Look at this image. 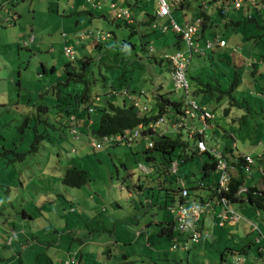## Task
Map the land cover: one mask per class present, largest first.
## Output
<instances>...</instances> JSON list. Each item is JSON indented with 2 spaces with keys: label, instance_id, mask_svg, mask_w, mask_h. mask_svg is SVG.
I'll return each instance as SVG.
<instances>
[{
  "label": "trees",
  "instance_id": "trees-1",
  "mask_svg": "<svg viewBox=\"0 0 264 264\" xmlns=\"http://www.w3.org/2000/svg\"><path fill=\"white\" fill-rule=\"evenodd\" d=\"M185 1L186 0H181L180 5H175L170 8L171 17L164 16L167 18L166 22L168 23V26H170V18H172L171 13L177 10H182ZM232 1L234 0H204V4H201L200 0H196L197 9L193 18V21H199L196 40L198 43L200 42L199 45L202 42L203 45H200V47H204V43L208 40L205 34L207 29H212L211 35L216 34L215 28L217 27H222L225 31L226 28L237 30V32L242 35V42L237 45H240L243 52L247 54L246 56L251 59L250 66L252 69L250 76L255 78L260 75L264 76V15H262L257 7V4L264 2V0H257L255 5L249 4L247 0H242L241 6L238 10H235L232 7L229 11L224 12L222 9L223 5L226 3L229 4ZM206 3H208L207 5L213 7L211 12H208V10L204 8L203 5L206 6ZM218 3L221 5L219 8H217ZM152 17L156 18L155 14H153ZM215 18L219 20L218 23H216L217 20H215ZM14 19L15 16L8 15L5 18L4 23L12 24L14 23ZM150 22L152 21H146V23ZM122 25L128 28L131 34L135 33L133 25L128 24L125 21L122 22ZM161 32L166 34L167 29L162 30L161 28ZM106 33H108V35H105ZM220 33L221 34L219 35L222 36V33L225 32L221 31ZM174 34L177 39L183 41L179 34ZM110 37L111 34L107 31H84L79 35L77 43L79 44L81 42L80 44H82L85 40H91L93 48L98 50V52H103L105 54V52H108V49L111 47L108 46L109 43L106 42ZM213 37L214 36H212V38ZM222 38L226 40L223 36ZM175 44L177 45V43ZM66 47L69 46L63 47V54L64 48ZM177 48H179V46H177ZM148 50L151 51V49ZM169 55L172 54H164L163 51L162 58L165 59L166 56ZM74 59L75 51L73 59L70 61H73ZM86 59V61H89V56H87ZM160 60L162 59L157 60L156 58H153L152 61H149L148 69L150 73L147 80L151 84L150 89L152 88L148 91L150 92V101H147L144 89H132L129 84H126L127 81L125 79L120 81V85H122L120 89H117L113 84H110L109 89H105L103 87L101 89L102 92L100 90L94 91L91 85L94 86L97 83V79H93L92 82L85 79V70H80L78 72L77 69H75V67L77 68L76 64L72 68L69 63L70 61L65 62L63 67L66 68L68 77H66V79L62 82L56 81L54 84H51L50 93L52 97L50 100L45 101V103L39 104V107L42 111H44L46 117L41 120L43 121L42 131L34 125L36 124V121H34L32 126V139L28 148L15 151L13 149H6L1 144L0 155L1 157H6L7 153L10 152L11 157L5 158L6 166L13 164L14 162L22 163L28 155L36 154L38 150L37 145L44 141L47 144L50 143L52 146H55L53 148L54 153H50L51 155L49 156L51 159L48 160V162H50L53 158L54 160H57L62 152L66 153L64 156L67 157L75 153L78 148L76 145L77 142H79L82 146L84 145L81 140L86 141V145L95 150L100 149L104 145H119L117 141L109 143L104 142L103 140L105 137L117 135L130 136L134 130H138L136 137L132 139L129 145L126 144L127 146H130L133 141L139 139L141 140V138L147 139L146 144L141 151L142 162L137 164L138 173L136 177L138 182L131 185L133 187L132 190L144 198V201L139 200L140 208L144 209L143 212H147L153 208H159L162 210L166 209L167 213L173 218V221L164 219L160 220L151 215L144 222L146 224H152L153 226L159 227V230L158 228L154 230V232H156V237L162 236L170 240V245H168L169 247L167 249L168 251L183 252L187 255L191 249L197 247L199 248V251L205 249L206 247L204 246V242H206V239L210 238L212 234L214 236L215 231L213 233L212 231L210 232L208 228L203 227V220L206 215H210L212 217L211 219L215 221L213 224H215L217 228H223L226 226H220L218 224L219 219L210 214L212 212H220V210L218 212L214 211L216 207H219L214 204L216 201L214 188L217 185L218 179V172L216 168L217 159H215L210 151L199 152L195 147V143L199 139H204L205 131L207 129L210 131L213 128V111H216L222 106L224 99L228 98L229 100V107L223 108V113L226 115L230 112V107L233 105L239 108L242 105L245 107V105L249 104L251 101L242 97L241 102H239L240 99L234 95V92L238 91L241 85H243L242 75L244 73V65L243 63H236L235 61H232L230 49L215 46L213 49L192 54L186 69V78L190 85L189 90L186 93L182 89H175L173 82L171 88H163L164 79L166 80L167 78V74L164 75L165 69H159V74H155L154 71L150 69V66L154 62L158 61V63H160ZM169 70L171 75L172 68L170 63ZM89 73L92 74L91 71H89ZM71 79H73L76 83L78 81L82 82L83 85L81 88H77V86H75L72 90L67 88L65 91H61L62 89L59 87L57 88L60 84H63L64 86L69 85L68 81ZM191 89L192 96L198 100V103L191 96ZM174 90H180L183 92L181 99L173 100L169 97ZM186 97L193 100L199 108H202L211 114L212 117L204 121L206 123L205 126L203 125V121L200 119V111L192 109L190 105L184 104ZM116 100H121V103H118V101L116 102ZM151 101L153 102V108L147 109L145 105ZM187 110L194 114L193 117H190L188 114L185 115V111ZM195 112H198L197 118L199 119L202 128L196 132L193 131V124L191 122L189 125V129L192 130L191 136L189 137V135L185 133L187 138L195 137L196 140L193 144H190L186 139H183V133L181 130L179 132L169 131L158 133L155 132L157 127L153 128L155 123L161 118L165 121V117L167 123L176 124L180 118H183L184 124H186L187 120L193 121L195 119ZM263 112L262 114H264ZM28 120H30L29 117H24V123L27 124ZM7 121H3L1 126H6L11 119L9 122ZM184 126L179 127V129L184 128ZM1 133L2 132H0V139H3V135ZM21 133H24V129ZM210 133L212 132L210 131ZM65 137H69L71 139L68 148L70 153H68V150L66 151V149L63 150V146L60 145L62 142H60L59 139L62 138L63 140ZM94 143L101 146L95 147ZM232 146L233 144L225 146L223 151L219 152L232 166L229 173L227 189L223 191L221 195L232 207L233 205L250 207L254 210L255 215L264 221V189L260 188L258 182V180L264 176V170L262 171L264 164L260 161L262 156H264V152L260 157L253 159V165H248L243 157V155L248 154L240 153L236 149H233ZM208 149L215 150L212 148ZM203 154L206 155L207 160L200 163V168L199 170L197 169L198 171L196 172V169L193 170L192 168V162ZM82 159H84V157H82ZM172 162L176 163L175 173L170 169ZM44 164L45 163L42 165ZM79 165L80 164L75 165L73 161L71 165H68L63 170V173L59 177L62 186L70 189H81L87 185V183L92 182L93 179L90 178L87 170ZM44 166L49 167L48 164ZM140 166L145 167V169L150 171V173L143 171ZM251 169H254L260 176L256 179L252 186H248L246 183V177L250 175ZM179 178L184 181V188L187 190V195L185 197L181 195V189L183 187H181L177 181ZM1 186L6 188L3 189L5 191L9 185L6 183H0V187ZM138 188L142 194L138 192ZM20 190L21 188L19 191ZM0 191H2L1 188ZM129 192L131 193V190H129ZM24 196H26L25 193ZM52 201L55 206L59 208V211L56 214L57 218H59L58 221L64 222L67 227L64 229L61 228L60 230L54 228L53 231H48L50 235H55L52 236L51 239L50 236L46 235L40 228H32V226H29V230L22 232L20 226L19 228L17 227V229L7 227L8 230L5 237L8 238V240H10V237H13L10 240V245H13V242L16 241L15 243H18L20 248L23 247L22 249H25L24 246L28 243V237L30 240L33 239L34 241H37L38 244L36 247H33L38 249L36 250L37 254L35 257L40 259L39 256H45V258L43 257L41 259L42 263L84 264V257L94 254L95 250L92 249V246H89L90 242H87V240L85 241L84 239L75 237L77 233H72L73 231H71L73 225L69 226V224H73V220H75V226H78L76 222L79 223L83 220V216L81 217V211L83 209L81 210L78 209L79 207H76L78 202L75 198H73V196L68 197L59 191L55 195H52L51 199L46 202L52 203ZM179 203H185L188 207L193 204L205 207V204H207L204 214L196 223L200 233V237L197 241H192L189 238V229L180 228L177 225V216L172 210H175ZM135 204L136 203H134V205ZM119 207L122 209L123 206H121V203L115 202L114 209ZM46 211V209L43 210L38 208V213L41 215L39 217L44 218V216H42L43 214L50 213L49 211ZM21 215L23 217L32 218V215L26 212L24 208L21 211ZM46 216L47 218L45 217V220L49 221L50 219H53L52 215ZM41 220L43 221L42 225L50 223L48 221L44 222L43 219ZM245 222L248 223V221ZM145 223L140 224V228L136 229L135 233L137 237L141 234H145L144 246L148 248L150 247L148 242L149 236L146 233L149 232L147 227H145ZM249 224L250 226L255 225L264 237V234L257 224ZM44 230L46 231L45 228ZM27 232L29 233L26 235ZM250 233L253 234V236L249 243H245L238 248L225 243L223 244V247L216 250L219 252L217 257L222 259L224 254H228L231 259L230 264H232L233 258L241 257L243 259V264H245V255L255 252L254 256L260 259L264 264L259 245L254 241L257 233L252 231V227L250 228ZM0 237L3 238L2 235ZM179 239L186 242L188 245L187 249H182ZM160 240L161 239H159V242ZM18 244L15 245L14 248H17ZM212 245L214 244H208L207 248L210 250ZM106 247H108L109 253L114 252L112 249L113 245L110 247L109 245H106ZM172 247L174 248L173 250H171ZM146 254H149L150 257L139 253V256H141V260H139V262H141L140 264H167L172 262V264H180L183 260L181 257L176 256L171 258L167 255L168 253H165L164 257L159 253ZM130 255L136 258V256H134L137 255L136 251L131 250ZM121 258L123 261L121 259L122 262H118L127 264L128 260L126 259L129 258L127 257V254H122Z\"/></svg>",
  "mask_w": 264,
  "mask_h": 264
},
{
  "label": "rangeland",
  "instance_id": "rangeland-1",
  "mask_svg": "<svg viewBox=\"0 0 264 264\" xmlns=\"http://www.w3.org/2000/svg\"><path fill=\"white\" fill-rule=\"evenodd\" d=\"M155 1L157 2V0ZM186 1H190L191 6H194L196 2V0ZM142 2L149 8L150 11L148 12L154 14L156 7L153 1L150 3L145 1ZM142 2L140 8H142ZM207 4L208 3H206L204 8L208 10V12H211L213 7ZM131 11L135 16L136 10L132 7ZM194 14H196V11L192 9L172 12L174 20L180 25L183 24L181 23L183 18H186V21L189 22ZM144 15L146 18L147 16L145 13L139 15L136 33L134 34H131L128 28L122 27L119 29L116 28L115 25L108 26L107 28L99 27L100 31L103 29L114 33L110 40L109 46L111 47L108 49L109 53L104 54L103 52H98V50L94 49L91 45V40H85L82 45H78L75 48L77 60L74 59L75 61H70L62 56L63 54H61L58 47L55 56L57 63V71L55 73H47L39 68L37 65V57H32L30 63L27 64V58L32 56V49L24 48L21 50L24 59H22L20 63H18L19 59L16 53L0 55V65L6 73V77L0 74V102L4 103L0 105V126L3 121H10L11 119L10 122L7 121L9 123L6 124V126L0 127V132H2L1 134L3 135V139H0V146L2 144L6 149H13L15 151L27 149L32 139V126L34 121H36L34 125L42 131L43 121L41 120L46 117L44 111L39 107V104L45 103V101L50 100L52 97L50 93L51 84L56 81L62 82L68 77L63 67L65 62L70 61V64H76L78 72L80 70H85V79L92 82L93 79L96 78L97 83L94 86L91 85L94 91H101L103 87L109 89L110 84L120 89L122 87L120 81L123 79L127 81L126 84H129L132 89L151 90V84L148 82L147 77L150 73L148 69L149 61H152L153 58L157 60L162 59L160 63L164 66L162 67L165 69L164 73L168 75L167 78L170 77L168 60L162 58V53L163 51L164 54L186 51L187 47L185 42L176 38L170 26L167 25V22L163 23L162 20H155L156 24L153 27V21L145 24L142 23L141 21L144 19ZM215 20H217V18H215ZM218 21L219 20H217L216 23H218ZM163 24L167 27L166 34L161 32ZM88 30L89 29H86L84 31ZM215 30L216 33L219 34H221V31L225 32L222 33V36L233 45L242 42L239 38L241 36L239 32H237V39L233 40V33L231 31L227 32L222 29V27H217ZM81 32L82 31L79 33ZM57 34L61 35V33H53L51 35L52 37L54 36V38H52L53 42L58 36ZM205 34L208 39H213V35H211L212 29H207ZM175 43H177V45ZM85 45H89L88 48H85ZM177 46H179V48H177ZM150 47L153 49L152 51L148 50ZM36 53L40 55L42 51L38 49ZM84 53L90 58L87 62L80 57ZM245 57L249 60V63L245 64V61L242 60V62L244 61V73L242 75L243 85H241L238 91L234 92V95L240 99L239 102H241L242 97L251 102L246 104L245 107L242 105L240 108L233 105L230 107V112L226 115L223 113V108L229 107V100L228 98L224 99L222 106L216 111H213V121L218 124V129L214 134L210 133L207 129L205 131L204 140L208 148L215 149L218 152H222L225 146L233 144V149H236L240 153L248 154L253 159H256L264 152V114H262L264 111V76L260 75L257 78L251 77V59L247 56ZM238 62L241 63L240 61ZM155 67L156 64L153 63L150 69L154 71ZM18 69L21 71V74L20 72L17 74ZM89 71H91L92 74L89 73ZM51 77H54V81ZM68 82L69 85L64 86L60 84L57 88L59 87L62 89L61 91H65L67 88L72 90L75 86L81 88L83 85L82 82L78 81L76 83L73 79ZM147 95V98L150 100V92H147ZM182 96L183 92L180 90H174L170 94V98L173 100H179ZM26 101L30 102V104ZM117 101L120 103V100H116V102ZM145 107L147 109H152L153 102L146 103ZM26 116L30 119L27 124L24 123V117ZM197 116L198 112H195V119L193 121L187 120L186 125L182 129H179V127L174 128L172 123H167L165 117V121L159 123L155 132H179L181 130L183 139L193 144L196 140L195 137L187 138L185 133H187L189 137L191 136L192 130L189 129L191 122L193 124V131L196 132L202 128ZM23 129L24 133H21ZM59 141L62 142L60 145L63 146V150L66 149L67 151L71 139L65 137L63 140L62 138L59 139ZM81 141L84 145L79 147V142H77L76 145L78 148L75 153L67 157L64 156L66 153L62 152L57 160L53 158L50 162H48V160L51 159L49 156L51 155L50 153H54L53 148L55 146H52L50 143L47 144L44 141L37 145L38 150L36 154L28 155L22 163L14 162L6 166L5 158L11 157L10 152L7 153L6 157H1L0 155V183L9 185L5 191L3 190L6 189L5 187H0L2 190L0 191V236L2 235L4 238L0 237V264H45L41 262V259L43 257L45 258V256H39L40 259L35 257L37 254L36 250L38 249L33 247H36L38 244L37 241L33 239L30 240L28 237V243L24 246L25 249H22L23 247L20 248L18 243V247L14 248L15 245H17L15 243L16 241L13 242V245H10V240L13 237H10V240H8L5 236L8 230L7 227L17 229V227L19 228L20 226L23 232L29 230L28 227L32 226V228H40L46 235H49L51 239V237L55 235H50L48 231H53L54 228L60 230L61 228L64 229L67 227L64 222L58 221L59 218H57L56 214L59 208L55 206L53 201L52 203L46 202L58 191L64 193L68 197L73 196L78 202L77 204L81 206L78 209L82 208L84 210V213L81 215V217L83 216V220L79 223L76 222L78 226H75V220H73V224H69V226L73 225L71 229V231H73L72 233H77L75 237L84 239L85 241L87 240V242H90L89 246H92V249L95 250L94 254L84 257V264H115V261L116 264H126L121 263L123 261L121 258L122 254H127V257H129L126 259L128 260L127 264H140L141 262H139V260H141V256H139V253L143 255H147L146 253H159L163 257L165 253H168L167 255L171 258L173 256L181 257L183 260L180 264H230L231 259L228 254H224L222 259L217 257V254H219V252L216 251L219 248L217 243L216 245H212L210 250L205 248L199 251L198 247L191 249L187 255L183 252H170L167 250L169 247L168 245H170V240L162 236L156 237V232H154V230H156V228L159 230V227L144 222L151 215L160 220L173 221L172 216L167 213L166 209L153 208L147 212H143L144 209L140 208L139 200L144 201V198L132 190L133 187L131 186L130 179L131 177L135 179L138 173L137 164L138 162H142L141 151L146 144V138L133 141L130 146L121 144L112 146L104 145L100 149L95 150L86 145V141ZM67 152L70 153L69 150ZM82 157H84V159H82ZM72 160L75 165L80 164L79 166L87 170L88 175L93 179L92 182H90L92 184H88L89 186L85 185L81 189H70L62 186L59 177L63 173V170L68 165H71L73 162ZM206 160L207 157L205 154L197 157L192 162L193 170L196 169L197 172L200 168V163ZM260 161L264 164V156H262ZM43 163H45L44 165L48 164L49 167H45L42 165ZM263 170L264 168H262V171ZM259 176L260 175H258L254 169H251L250 175L246 177L247 185L252 186ZM258 182L260 188L264 189V176H262ZM20 188L22 192L21 190L19 191ZM129 190H131L132 194H129ZM24 193L26 196H24ZM115 202L121 203V206H123L122 210L121 208L120 211L118 208L114 209ZM134 203L136 204L134 205ZM23 208L32 215V218L23 217L21 215ZM38 208L43 210L46 209L50 212L48 214H43L42 216H44V218H47L46 215H52L53 219L48 221L39 217L41 215L38 213ZM233 208L242 219L249 223L257 224L264 234V221L255 215L253 209L246 206L241 207L239 205H233ZM41 219H43L44 222L48 221L50 223L42 225L43 221ZM241 222L243 221L241 220ZM142 223L146 224L145 227H147L149 232L146 233L149 236V240H147L150 247L148 248L144 246L145 234H141L137 237L135 233L136 229H139ZM249 223L245 222L247 225L246 229L251 228ZM237 229L241 231L239 226H237ZM28 233L29 232H27L26 235ZM250 235L252 236L253 234H248L249 239ZM234 236L236 238L238 237L236 234ZM159 239H161L160 242ZM238 240L240 243L244 242V240H240V237L232 242L228 240L225 242L226 244L237 246ZM106 245H109V247L113 245L112 249L116 253H109ZM223 246L224 245H222V247ZM131 250L136 251L137 255H134L136 258L130 255ZM254 253L245 255V264H263L260 259L254 256ZM147 256L150 257L149 254ZM118 261L121 262L119 263Z\"/></svg>",
  "mask_w": 264,
  "mask_h": 264
},
{
  "label": "crops",
  "instance_id": "crops-1",
  "mask_svg": "<svg viewBox=\"0 0 264 264\" xmlns=\"http://www.w3.org/2000/svg\"><path fill=\"white\" fill-rule=\"evenodd\" d=\"M142 1H145L147 3H150L151 1H153L154 6L157 7V2L155 0H142ZM142 1L141 0H0V55L6 54V53H9V54L16 53L19 59L18 63H20L21 60L24 59L23 53L21 52V50L24 48L32 49V56L27 58V64L30 63L31 61L30 59H32V57H37L38 58L37 65L39 68H41L44 72H47V73H55L57 71V63H56L55 56H56V52H57L56 50L58 49V47L60 49L61 54H63L62 49L65 46L72 47L74 48L73 50L76 51L75 48L78 45H82L80 44L81 42L78 44L77 41H78L79 35L82 34L84 30L89 29L88 31L94 32V31H98L99 27L107 28L108 26H113V25H115L116 28H119V29L122 27L126 28L125 26L122 25L123 21L118 20L115 17L116 10L120 8L127 9L130 12L132 16V20H133L132 25L135 29V33H136V26L138 25V18L141 13L142 14L145 13L147 16L145 18V15H144V19L141 21L144 24L146 23V21L151 20L153 21L152 22V27H153L156 24L155 20H158V19L162 20L163 23L164 22L166 23V20H167L166 17L164 18L163 17L162 18L152 17L153 13L151 14L148 12L150 11L149 8L146 7V5L143 4ZM141 2H142V8H140ZM132 7L134 10H136L135 16L133 15L131 11ZM186 9L187 10L192 9L196 11L197 9L196 2L194 6H191L190 1H185V4L182 10L184 11ZM8 15L15 16L14 23L12 24L4 23V20ZM194 15L190 19L189 22L186 21V18H183L181 21V23L183 24L181 25L183 26L185 24L192 22ZM163 27H164V24H163ZM101 30L107 31L103 29ZM80 31L82 32L79 33ZM226 31L227 32L231 31L233 33L232 34L233 40L237 39L236 37L237 30H231L230 28H226ZM107 32L111 34V37L107 39L106 42L110 44V40L113 37L114 33H112V31H107ZM53 33H61V35L57 34L58 36L56 37L54 42L52 41V38H54V36L53 37L51 36ZM63 34H64V37H63ZM213 36L214 37L218 36L222 38V36H220L219 33H216ZM239 38L241 40L242 35ZM225 41H226L225 48L231 50V58L233 62L235 61L237 63L238 61H240L241 63L244 64V61H245V64L249 63L248 62L249 60L246 59L245 57L246 55L243 52V49L240 45H237V44L233 45L227 40ZM200 45H203V44L201 43ZM88 46L85 45V48H88ZM234 48H237V49L234 51L233 50ZM38 49L42 51L40 55L36 53ZM150 49L151 51L153 50L151 47ZM181 52L183 53L185 51H181ZM105 53H109V52H105ZM239 53H242V54H239ZM84 54H82L80 57L86 61L87 55L86 54L84 55ZM62 56L65 57L64 54ZM76 57L77 55L75 52V59L77 60ZM242 60L244 61L242 62ZM154 63L156 64L154 73L159 74L160 72L159 69H161L164 66L161 63L158 64V61ZM70 66H72L73 68L75 65L70 64ZM168 67H169V64H168ZM64 70L66 71V68H64ZM19 72L21 74V71L18 69L17 74H19ZM0 74L3 77H6V73L3 71V67L1 65H0ZM164 75H166V73H164ZM54 77H51L53 81H54ZM168 78H166V80L164 79L163 88L172 87L171 75ZM147 92L148 91H145V94H146L145 97H148ZM190 93L192 96V89L190 90ZM193 99L198 103L197 99H195L194 97ZM147 101H150L149 98H147ZM27 103L30 104V102H27ZM1 104L3 105L4 103L0 102V105ZM217 129H218V124L214 122L213 128L210 131L212 132V134H214ZM81 146L82 145L79 144V147ZM85 151H86V148H85ZM148 172L150 173V171ZM136 178L137 177H135V179L134 177H131L130 179L131 185L138 182ZM88 184L90 185L92 183L89 182L87 183V185ZM139 190L140 189L138 188V192L142 194V192H140ZM129 194H132V193L129 192ZM76 207H81V206L77 204ZM120 208L121 207L118 208L119 211H120ZM219 210H220V207H216L214 209L215 212H218ZM83 212L84 210L81 211V213ZM211 218L212 217L210 215H206L205 219L203 220V227L208 228L210 232L212 231L214 233L215 231L214 236L212 234V236L206 239V242H204L205 244L204 246L206 248L208 247V244H212V243L214 245L217 243L220 248L222 247L223 244L226 243L225 242L226 240L232 242L235 239H239V237L241 241L244 240V242L247 244L249 243L250 239L253 236V235L252 236L250 235V239H249L248 234L250 233V229L249 228L246 229L247 225L245 224L244 220H242L244 223L239 221L236 224H228L223 228H217L216 225L213 224V222L215 223V221ZM237 226L241 228V231L237 229ZM235 234L238 235L237 238L234 236ZM244 242L240 243L238 240L237 246H234V245L232 246L238 248L244 245Z\"/></svg>",
  "mask_w": 264,
  "mask_h": 264
},
{
  "label": "built area",
  "instance_id": "built-area-1",
  "mask_svg": "<svg viewBox=\"0 0 264 264\" xmlns=\"http://www.w3.org/2000/svg\"><path fill=\"white\" fill-rule=\"evenodd\" d=\"M257 0H247L249 4L255 5V2ZM181 2V0H157V8L155 9V15L157 18H162L164 16H170V8H172L175 5H178ZM204 2V0H202ZM242 0H234L231 3H226L223 5V11H229L232 7L235 10H238L241 6ZM221 7V5L218 3L217 8ZM257 7L259 8L262 15H264V2L258 3ZM116 19L125 21L128 24H133V20L131 17V14L126 9H118L115 14ZM7 20V19H6ZM198 24L199 21L196 20L192 23L185 24L183 26L176 23L172 18H170V27L171 30L179 34L182 38V40L185 42V45L187 47V50L185 52H176L172 55L166 56L165 59H167L171 65L172 71H171V79L173 82V86L175 89H182L186 93L189 90V82L186 78V69L190 62L191 56L194 53L197 52H203L204 50L213 49L215 46L218 47H226L225 40L221 39L218 36H215L213 40H206L204 43V47H200L199 43L196 40L197 32H198ZM167 28L164 26L162 27V30H166ZM99 35V34H97ZM96 35V36H97ZM105 35H108L106 33ZM88 36V35H87ZM237 48H234L235 51ZM64 55L69 60L73 59L74 51L71 47L64 48ZM185 105H190L192 109H196L200 111V119L203 121V125L205 126L206 123L204 122L206 119L211 118V114L207 111H205L202 108H199L196 103L191 100L189 97L185 99L184 101ZM138 105V104H136ZM190 115V117H193V113L191 111H185V115ZM163 121V118H161L158 122L155 123V127H158L159 123ZM186 124H184V119L180 118L176 124H173V127H182ZM138 130H134L132 134L129 135H117V136H111V137H105L104 142H114L118 141L121 144H127L132 141L134 137H136ZM95 147H99L101 145L94 143ZM195 147L200 152L202 151H210L211 154L217 159L216 162V168L218 172V179H217V185L215 186V205H218L221 207L219 213H210L211 215H214L217 219H219V225L224 226L227 224H236L237 222L244 220L241 218V216L235 212L233 207L228 204L227 200L221 195L223 191L227 189V184L229 181V173L232 169L231 164H229L223 156L216 152L215 150L208 149L206 143L204 142V139H199L195 143ZM246 163L248 165H253V159L248 155H243ZM141 169L145 172H148L145 167L140 166ZM172 172H176V163L172 162L170 167ZM181 187V195L185 197L187 195V190L184 188V181L182 179L177 180ZM205 207H207V204H205ZM205 207L199 206V205H191L188 207L185 203H179L178 206L175 208V210H172L175 212L177 216V225L180 228L189 229L190 234L189 238L192 241H197L200 237V233L198 231V227L196 223L200 220L201 216L205 212ZM245 221V220H244ZM249 223V222H248ZM252 231H255L257 234L254 238V241L256 244L259 245L261 257L264 261V237L258 230V228L255 225H251ZM232 264H243V259L241 257L233 258Z\"/></svg>",
  "mask_w": 264,
  "mask_h": 264
},
{
  "label": "clouds",
  "instance_id": "clouds-1",
  "mask_svg": "<svg viewBox=\"0 0 264 264\" xmlns=\"http://www.w3.org/2000/svg\"><path fill=\"white\" fill-rule=\"evenodd\" d=\"M200 3L201 4H204V2H202V0H200ZM178 5H180V3L178 4ZM204 7H205V5H203ZM127 10V9H126ZM130 13V12H129ZM154 14H155V11H154ZM156 16V15H155ZM157 18V17H156ZM173 19V18H172ZM174 20V19H173ZM175 21V20H174ZM176 22V21H175ZM192 22H194V21H192ZM192 22H190V23H192ZM177 23V22H176ZM180 25V24H179ZM215 38V37H214ZM213 38V39H214ZM212 39V40H213ZM222 39V38H221ZM208 40H210V39H208ZM224 40V39H223ZM189 87H190V85H189ZM164 121V120H163ZM161 123V122H160ZM173 125V124H172ZM118 142V141H117ZM204 142H205V140H204ZM119 144H121L120 142H118ZM206 143V142H205ZM121 145H126V144H121ZM207 145V144H206ZM208 147V146H207ZM248 156H250V155H248ZM251 157V156H250ZM252 158V157H251ZM253 159V158H252ZM179 241H180V245H181V247H182V249H187V247H188V245L186 244V242L184 241V240H180L179 239ZM174 248L172 247L171 248V250H173Z\"/></svg>",
  "mask_w": 264,
  "mask_h": 264
}]
</instances>
